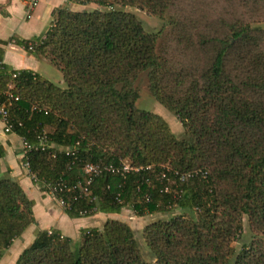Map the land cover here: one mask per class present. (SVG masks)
Returning <instances> with one entry per match:
<instances>
[{
  "label": "trees",
  "instance_id": "trees-1",
  "mask_svg": "<svg viewBox=\"0 0 264 264\" xmlns=\"http://www.w3.org/2000/svg\"><path fill=\"white\" fill-rule=\"evenodd\" d=\"M66 1L103 9L56 7L42 36L17 41L48 60L65 87L7 68L0 50V102L8 91L18 96L6 109L10 132L34 143L52 127L44 133L53 148L73 150L72 160L62 151H27L31 181L40 190L41 180L75 184L85 162L126 159L132 169L101 172L87 198L61 192L64 213L126 206L138 216L173 206L184 213L141 228L147 261L131 228L106 219L81 230L76 245L56 230H38L13 264H264V28L252 25L264 22V0H224L229 7L220 12L210 7L218 0ZM125 6L164 22L145 31ZM140 73L179 120L180 137L162 117L134 106ZM31 206L15 180L0 176V256L34 222ZM243 215L251 239L235 252L230 243Z\"/></svg>",
  "mask_w": 264,
  "mask_h": 264
},
{
  "label": "crops",
  "instance_id": "crops-1",
  "mask_svg": "<svg viewBox=\"0 0 264 264\" xmlns=\"http://www.w3.org/2000/svg\"><path fill=\"white\" fill-rule=\"evenodd\" d=\"M25 1L0 0V42L9 40L6 44L0 43L1 61L7 68L31 70L43 77L40 65L45 58L26 52L17 41L42 36L50 23L51 11L59 6L69 8L72 2L35 0V5L28 13ZM0 144L4 152L0 158V176L9 177L18 183L26 197L32 201L31 211L34 219L18 238L13 239L3 254H7L12 245L19 242L15 251L11 250L13 254H18L33 240L38 230L53 229L60 235L68 237L73 243H77L81 230L99 228L106 219H117L119 213L102 212L85 217H69L52 198L31 181L26 170L20 165L21 139L13 132H4L1 120Z\"/></svg>",
  "mask_w": 264,
  "mask_h": 264
},
{
  "label": "rangeland",
  "instance_id": "rangeland-1",
  "mask_svg": "<svg viewBox=\"0 0 264 264\" xmlns=\"http://www.w3.org/2000/svg\"><path fill=\"white\" fill-rule=\"evenodd\" d=\"M211 9L213 12H220L223 8L228 9L229 5L227 1L224 0H218V1H211ZM68 8V7H67ZM69 8L74 11H81V10H86L90 11L94 8H100L103 9L102 7H98L97 5L93 3H88L85 5L77 4V3H72L70 4ZM126 11H129L133 13L140 21L142 28L145 31L151 32V31H157L163 24V20L159 19L156 16L148 15L145 12L136 9L134 7L130 6H125L123 8ZM252 25L258 26L260 28H264V22L263 21H258L254 22ZM43 63H41L40 68L43 71V77L46 78L47 80L51 81L52 83L60 86V87H65V83L62 80V76L60 72L46 59H44ZM133 86L137 90V97L134 101V106L138 109H143L146 111H150L152 113H155L162 117L165 122L167 123L170 131L176 136L180 137L182 134V127L180 125L179 120L177 117L168 109H166L163 105L158 103L154 97L151 95V93L147 89V82H146V76L144 73H140L137 78L133 81ZM52 130V127H44L42 129L43 132H48ZM124 164L129 165V162L124 159L122 160ZM3 176V175H2ZM45 194V193H44ZM47 195V194H46ZM49 196V195H48ZM50 197V196H49ZM51 198V197H50ZM55 202V201H54ZM56 203V202H55ZM57 204V203H56ZM58 205V204H57ZM59 206V205H58ZM60 207V206H59ZM61 208V207H60ZM173 209H167L170 211H155L152 213H144L142 215H136L133 210L129 207H123L120 212L118 217H116L118 220H123L124 223H126L131 230L133 231V234L136 239V244L138 247V250L140 252L141 257L144 260H150L152 258L150 252L148 251L142 237H141V228L146 224L151 222L152 220H156L159 218H167L171 213L173 214H183L184 212L179 210L177 207H172ZM101 227V226H100ZM251 239V234L250 231L247 227V221L245 216H242L241 220V229L239 233L237 234L236 238L230 243L234 251L236 252L243 244H247ZM12 243V242H11ZM76 245V243H74ZM19 242H15L12 245V249H9L7 254H3L8 247L2 251V254L0 256V264H13L16 255L13 254L11 250L15 251V249L18 247ZM74 246V245H73ZM12 259V260H10Z\"/></svg>",
  "mask_w": 264,
  "mask_h": 264
},
{
  "label": "built area",
  "instance_id": "built-area-1",
  "mask_svg": "<svg viewBox=\"0 0 264 264\" xmlns=\"http://www.w3.org/2000/svg\"><path fill=\"white\" fill-rule=\"evenodd\" d=\"M35 0H26L25 5L29 11L35 5ZM27 50L32 49L31 41H27L26 43ZM14 76V74H12ZM11 89V85H7V90ZM18 96L14 95L12 92H6L4 94V99L0 102V120L3 124V131L10 132L9 125L7 124V106L13 101H17ZM21 139V151H20V165L26 170L27 174L30 176V179L37 181L32 173L29 171L28 160L26 158V153L30 149H38V150H47L48 153L53 157L55 152L62 151L64 155L70 156L72 160L73 150L72 146H66L63 148H53L52 143L49 142L45 133L36 135V141L34 143H28L25 140ZM132 169V167L124 164V162H120L117 165L112 164H98L85 162L81 166L82 172V181H77L75 184L65 182L64 180L56 179V180H41V190L43 193L49 195L62 209L68 208L69 203L61 196V192H65L67 194L73 192V199L76 198H87L88 197V185L92 182L93 178L100 174L101 172H109V173H117L122 174L123 172ZM136 169V168H135ZM189 174H186L188 176ZM184 176H181L183 178ZM50 231L49 229L47 230Z\"/></svg>",
  "mask_w": 264,
  "mask_h": 264
}]
</instances>
